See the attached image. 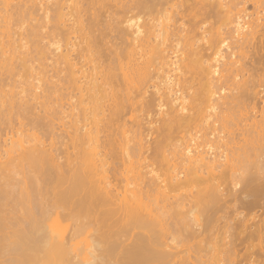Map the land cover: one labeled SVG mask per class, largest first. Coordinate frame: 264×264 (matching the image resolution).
Instances as JSON below:
<instances>
[{
    "label": "bare ground",
    "instance_id": "6f19581e",
    "mask_svg": "<svg viewBox=\"0 0 264 264\" xmlns=\"http://www.w3.org/2000/svg\"><path fill=\"white\" fill-rule=\"evenodd\" d=\"M0 264H264V0H0Z\"/></svg>",
    "mask_w": 264,
    "mask_h": 264
},
{
    "label": "rangeland",
    "instance_id": "374dc122",
    "mask_svg": "<svg viewBox=\"0 0 264 264\" xmlns=\"http://www.w3.org/2000/svg\"><path fill=\"white\" fill-rule=\"evenodd\" d=\"M65 223V222H64Z\"/></svg>",
    "mask_w": 264,
    "mask_h": 264
}]
</instances>
